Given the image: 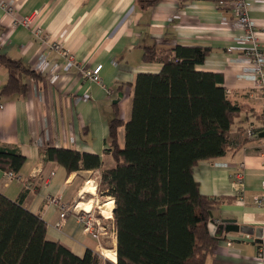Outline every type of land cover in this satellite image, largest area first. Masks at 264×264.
Returning <instances> with one entry per match:
<instances>
[{
	"label": "crops",
	"instance_id": "crops-1",
	"mask_svg": "<svg viewBox=\"0 0 264 264\" xmlns=\"http://www.w3.org/2000/svg\"><path fill=\"white\" fill-rule=\"evenodd\" d=\"M233 1L0 0L10 8L0 5V55L40 74L25 78V94L0 95V143L17 148L25 157L19 181L7 180L0 170V194L11 201L25 194L23 207L45 222L48 241L78 257L90 250L99 255L100 264L116 263L112 213L104 217V201L100 202L97 190L93 194L86 187L95 173L115 167L107 141L109 123L116 116L129 120L136 76L161 69L159 62L142 61L144 49L155 47L163 54L175 45L202 47L209 53L196 70L221 74L229 99L240 108L230 128L229 152L200 161L193 170L200 193L219 202L213 222L207 225L209 234L217 237L224 219L235 220L240 227L238 233L217 237L220 240L205 264H257L264 212L253 199L264 186V138L248 140L244 132L264 121V86L255 83V64L245 55L249 47L243 41L245 32L230 24L238 16ZM246 1L254 37L264 51V0ZM35 13V23L45 36L73 54L71 67L65 66L58 52L34 39L30 29L16 24ZM96 65H102L101 85L85 78V72ZM7 79L8 71L0 65V90ZM124 134L121 127V148ZM46 147L98 156L101 168L69 173L47 160ZM237 173L243 174L240 184ZM51 199L76 206L60 229L55 227L60 210ZM86 203L100 219L102 231L83 232L77 215L79 205Z\"/></svg>",
	"mask_w": 264,
	"mask_h": 264
},
{
	"label": "trees",
	"instance_id": "trees-1",
	"mask_svg": "<svg viewBox=\"0 0 264 264\" xmlns=\"http://www.w3.org/2000/svg\"><path fill=\"white\" fill-rule=\"evenodd\" d=\"M208 53L180 45L163 54L155 47L143 51L142 61L159 62L161 69L136 76L129 120L110 121L107 141L115 167L101 172L96 187L99 193L106 185L100 193L113 201L116 263L105 264H205L220 240L207 228L219 202L200 193L193 170L229 152L240 108L229 99L221 74L196 70ZM0 65L8 71L2 97L25 94V78L40 75L1 55ZM43 153L69 173L101 168L95 155L53 147ZM24 163L17 148L0 143V170L18 175ZM24 197L11 201L0 194V264H100L90 250L78 257L48 241L45 222L23 207Z\"/></svg>",
	"mask_w": 264,
	"mask_h": 264
},
{
	"label": "built area",
	"instance_id": "built-area-1",
	"mask_svg": "<svg viewBox=\"0 0 264 264\" xmlns=\"http://www.w3.org/2000/svg\"><path fill=\"white\" fill-rule=\"evenodd\" d=\"M246 0H234L233 5L234 9L237 12L238 16L235 20L231 21L230 24L237 29H240L245 32L243 35V41L248 44L249 47L245 49V55L248 59H250L255 64V83L258 87L264 86V51L261 49L258 40L254 37V23L248 17L246 12L247 7ZM1 7L5 10H9L10 8L4 4L0 3ZM36 13L27 17H24L20 21H17L16 24L23 26L27 29L31 30L32 36L34 39L41 41V45H46L49 49L54 50L59 53L61 57H63L66 61L65 66L67 68L71 67L74 62L73 54L64 49L59 41H50L44 34L43 30L39 25L35 23ZM101 70L102 65H96L92 69L85 72V78L93 83L98 85L102 84L101 79ZM3 108V105H0V109ZM259 132H264V121H262L261 125L259 126ZM257 127H249L245 130L244 136L246 139H251L253 136L257 135ZM94 178L86 182L91 183L96 190L98 184V178L100 174L95 173ZM5 178L9 181H19L18 175L12 172H5ZM237 183L240 184L243 181V174L237 173L235 175ZM108 198V197H106ZM110 198V197H109ZM241 200V199H240ZM51 202L59 207L60 213L58 221L55 223V227L60 229L67 215L73 211L76 207H71L64 203H60L57 199H51ZM254 204L256 207L260 208L264 212V186L262 193L253 199ZM79 205V204H78ZM77 205V206H78ZM107 219V218H106ZM77 221L81 225L84 233H92L96 231H102L103 226L101 225L100 219L92 213L90 210L86 211L84 208L80 210V213L77 215ZM218 223V222H216ZM102 229V230H101ZM256 263L257 264H264V239L261 240L258 253L256 255Z\"/></svg>",
	"mask_w": 264,
	"mask_h": 264
},
{
	"label": "water",
	"instance_id": "water-1",
	"mask_svg": "<svg viewBox=\"0 0 264 264\" xmlns=\"http://www.w3.org/2000/svg\"><path fill=\"white\" fill-rule=\"evenodd\" d=\"M121 96H122L121 94L118 95L119 98ZM115 102H117V101H115ZM115 102H114V104H115ZM258 138H264V132H260L257 135H255L254 137H252V139H258ZM210 221L213 222L211 213H210ZM239 230H240V227L236 224L235 220L224 219V220H222L221 224L218 226V235H216V236L219 237L223 233L224 234H228L231 232L238 233Z\"/></svg>",
	"mask_w": 264,
	"mask_h": 264
},
{
	"label": "bare ground",
	"instance_id": "bare-ground-1",
	"mask_svg": "<svg viewBox=\"0 0 264 264\" xmlns=\"http://www.w3.org/2000/svg\"><path fill=\"white\" fill-rule=\"evenodd\" d=\"M86 187H87V190L89 192H91L90 190L93 189L94 190L93 194H95V189H94V187H93V185L91 183H88ZM106 200L109 201L107 204L110 206V208L109 207H108L109 209L106 208L107 206H105V205H107V204H105V203L102 205L101 212H102V214H103L104 217L107 215L108 211H111V213H112V210H113V201L109 197ZM80 205H83V204H80ZM80 205H79V207H80ZM103 208H106V209H103ZM80 209L82 210L83 207H81ZM84 209L86 211H89L90 208H84ZM110 218H112V217H108V219H110Z\"/></svg>",
	"mask_w": 264,
	"mask_h": 264
},
{
	"label": "rangeland",
	"instance_id": "rangeland-1",
	"mask_svg": "<svg viewBox=\"0 0 264 264\" xmlns=\"http://www.w3.org/2000/svg\"><path fill=\"white\" fill-rule=\"evenodd\" d=\"M105 190H107V189H106V185H101V186H100V192H103V191H105ZM100 192L96 194V195L99 196L100 202H103V201H104L103 204H104V203L107 204L109 201L106 200L107 198H105L104 195L102 196ZM102 194H103V193H102ZM99 204H100V203H99ZM105 206H107L106 208H108V207L110 208V206H109L108 204L105 205ZM80 207H85V208H87V204H83V205L80 206ZM106 208H103V209H106ZM109 208H108V209H109ZM110 214H111V211H108L107 215L110 216ZM111 228H113V227H111Z\"/></svg>",
	"mask_w": 264,
	"mask_h": 264
}]
</instances>
